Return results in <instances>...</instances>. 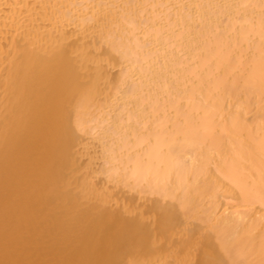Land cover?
<instances>
[{"label": "bare ground", "instance_id": "bare-ground-1", "mask_svg": "<svg viewBox=\"0 0 264 264\" xmlns=\"http://www.w3.org/2000/svg\"><path fill=\"white\" fill-rule=\"evenodd\" d=\"M0 264H264V0H0Z\"/></svg>", "mask_w": 264, "mask_h": 264}]
</instances>
